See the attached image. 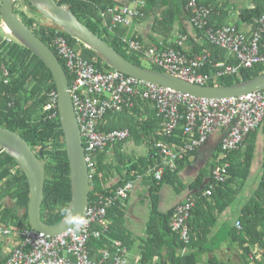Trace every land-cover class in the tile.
<instances>
[{
	"label": "trees",
	"instance_id": "16d2710c",
	"mask_svg": "<svg viewBox=\"0 0 264 264\" xmlns=\"http://www.w3.org/2000/svg\"><path fill=\"white\" fill-rule=\"evenodd\" d=\"M55 1L62 6L69 7L82 23L107 41L124 57L136 64L142 65L136 60L141 54L134 51H127L122 43V37L128 30H130L129 28L134 23L143 21L150 15H153L154 17V23L152 26L153 30L161 37V39L157 41L151 40L148 45H146L147 47L153 45L157 46L159 41H163L165 46L180 49L187 55L206 52L207 58L199 67V71L208 75H214L213 73L216 72L213 65L216 62L223 61L225 65L236 63V56L233 53L228 54L227 47L217 43H209L204 39L205 28L198 30L194 28L197 37H202V43H200V45L196 41L190 39L191 48L189 46V48L184 47L182 49L176 46L174 42H167L166 38L171 34L172 24L175 22L176 17L180 15L185 17L187 15L188 20L190 19V14L187 13L185 9L189 0ZM196 1L207 9V21L205 23L207 28L215 30L216 28H222L223 25L229 24L223 22V19L221 20L220 12L223 13L224 11L225 15H229L233 10L224 9H226V7L229 8L231 4L228 5L225 3L226 1L221 0ZM22 2L29 7V10L35 12L34 7H32L29 2L26 0H22ZM252 4V8L242 7L236 11L238 23L234 22L235 24L233 25L237 30H240L239 26L242 23H247L250 28L243 31V33H247L250 39H255L257 37V31L258 37L256 50L258 54L264 56V31L259 33L258 29V27L261 28L264 26V0H252ZM117 6L131 7L133 10H138V14L141 13V15L134 18L133 23L130 26H117L113 28L111 27L110 29V17L101 14L103 11L110 8L113 9ZM13 9L19 17H22L15 7H13ZM158 9H161L162 11L159 12L157 11ZM261 19H263V21ZM23 22L33 29L35 34L38 35L57 55V50L50 41L51 36L55 35V30L53 28L39 25L31 17L23 20ZM46 31L47 34L45 33ZM181 32L187 34V31L183 28L181 29ZM57 34L64 36L70 45L77 49L84 59L92 62L99 67V69H110L94 50L85 47L81 42L65 33L58 32ZM2 36L3 34L0 33V67H5L8 74L6 77H2L0 73V125L20 134L36 154H38L40 150L42 151L43 159L46 161V164L41 217L47 224L54 225L64 217L71 201L69 163L56 103L55 107L51 109L46 107L48 104H54L53 97L50 96V93L51 91H56L55 83L50 70L37 55L14 39L6 41ZM59 61L65 68L61 58H59ZM151 68L162 70L152 64ZM65 72L70 84L72 75L66 70V68ZM262 72H264V61L255 64L250 68H242L235 74L217 77L216 79H213V81H209L207 84L229 85L241 80L249 79ZM149 102L152 103L153 109L149 112L150 116H148V120L139 121L134 115V112H138L142 108L148 110L147 106ZM54 111L56 114L52 115ZM160 121L161 118L158 116L157 109L152 101L137 99L130 108H125L119 112H108L98 124L97 129L101 132H106L112 129L127 128L131 136H135L137 139L143 137L144 140H149L150 144L154 145V149L148 157L138 158L136 160H126V162L124 161L125 158L122 157L126 173L123 179L117 184L120 185L129 180L134 181V176L136 174L135 178H137L138 174L146 173V175L152 179L150 189L152 203L151 213L149 221L146 224V239L143 242L144 250L141 254L142 261L146 264H152L153 258L162 254L163 261L166 262V264H198L200 253L212 251L213 249L207 248L208 236L214 226L217 218L216 215H218L217 213H219L220 210H223L227 203V200L225 198L221 199L220 196L223 195L224 191L229 185H231V183H237L236 179L240 182V179L244 174L240 176V173H235V170L233 171V169H237L238 167H235L234 162L228 158L227 161L229 160L230 167L227 168L226 163L222 167L220 166L224 170L223 180L216 182L211 174L210 183L204 186L202 189L203 191L200 190L193 196H190L195 197V205L186 219L190 239L187 243L184 242L180 238V234L173 230L171 226L170 219L173 214V208L166 212H160L157 209L156 200L157 191L163 182H169L175 187L177 182L176 173L180 165H183L182 160L192 151H186L181 155L180 161L178 160V165L176 164L178 168L177 170L171 171L165 167L166 169H164L163 177L160 180L155 179L152 173H147L146 171L149 167H153L156 163L161 161V157L157 154L159 147L156 144L158 142L163 141L169 147L171 146L170 144H173L175 149H179L186 141V136L182 133V124L184 120H181L178 128H176L169 136L156 134L152 123L158 125L160 124ZM145 125H149V130H145ZM261 127L264 130V119ZM255 134L256 130L247 136V140L249 138L252 139ZM122 143H124V141H119L112 145H116L117 147ZM107 150L108 148L102 151H97V153L95 152L94 154L96 170L90 177L89 204H91L99 194L112 190L117 186L116 185L109 190L102 187L103 182H105V179L107 178V174L111 173L110 171L113 166H118L106 159ZM244 152L247 160H249L253 152V147L250 141H246ZM119 161L121 160L119 159ZM244 178L246 179V176ZM197 182H195V184L199 185V182L198 184ZM209 187H212L211 194L205 196L204 191ZM259 188L264 189V176ZM175 189L179 191L177 187H175ZM28 190V182L23 171L14 158L0 148V202L7 199L13 201L10 206L5 204L3 211L0 213V222L18 227L27 226V212L22 209H26L27 207ZM110 208L107 216L110 212ZM253 214L254 212H250V217H246L248 223L253 221ZM240 220V222H242V217H240ZM248 223H245V225L242 223L245 227H241L242 230H239V233L241 234H243L244 231L246 232L244 235L245 238L238 237V244L243 250L241 253V257L243 258L241 264H264V234H257L250 231L249 229L252 228L254 224L251 225ZM109 235L114 236L110 234V230ZM89 241L90 243L87 245V248L94 247L93 249L97 251L98 248L104 245L105 239L102 238L100 240L91 238ZM244 243L249 246L243 248ZM253 245H256V254H252L254 251ZM185 248H187L189 252L186 251V253H180V250L178 251V249L184 250ZM250 253L252 259H248ZM5 257L6 255H3V253L2 256L0 255V264H2ZM90 258L93 259L91 255ZM208 264L221 263L211 257L208 260Z\"/></svg>",
	"mask_w": 264,
	"mask_h": 264
},
{
	"label": "built area",
	"instance_id": "2783aa9c",
	"mask_svg": "<svg viewBox=\"0 0 264 264\" xmlns=\"http://www.w3.org/2000/svg\"><path fill=\"white\" fill-rule=\"evenodd\" d=\"M190 14L189 22L195 29H204L205 40L227 47L228 54L236 56V63L225 65L223 61L214 63V75L203 74L199 67L207 58L206 52L187 55L180 49L165 46L163 41L158 45L147 47L134 37H122V43L128 51H134L155 65L173 75L197 84H207L222 75L235 74L242 68H250L264 61V56L256 50L257 37L250 39L245 33L237 30L233 24L223 25L222 28H207V9L189 0L185 6ZM131 7L117 6L102 12L101 15L110 17V26H130L134 18L141 15ZM263 21V19H261ZM264 25V23H263ZM259 33L264 26L258 27ZM47 34V31L45 32ZM51 36V44L57 50L66 70L72 75L69 84L74 111L81 132L82 142L86 153L89 177L96 170L95 152L102 151L110 145L125 141L130 133L127 128L112 129L101 132L98 124L108 112H119L133 106L135 100L152 101L161 118L160 126L163 135L169 136L178 128L181 120L182 133L186 141L178 151H171L165 143L158 142L163 159L147 173H152L155 179H162L164 169H177L176 156L191 151L201 145L216 129L224 131L220 147L225 153L235 149L247 135L261 126L264 119V88L245 93L240 96L225 98H205L193 96L170 87L161 86L148 81L126 75L115 69H99L92 62L84 59L68 40L57 34ZM3 39L10 41L14 36L6 28L3 29ZM186 34H179L174 43L180 48L186 47ZM80 50V49H79ZM2 77L8 72L0 67ZM55 107L56 91H51ZM54 111L52 115H55ZM193 134L195 136H193ZM223 169L215 167L213 178L223 180ZM215 182V183H216ZM134 186V181H125L114 189L99 194L87 205L79 220L68 230L48 235L31 227L12 226L0 222V240L11 239L12 247L6 252L2 264H128L125 247L119 241H114L113 251L107 249L100 253L98 260L90 258L87 245L91 238H100L107 230V213L117 201L127 199ZM212 187L204 191L210 195ZM195 197H188L182 203L173 207L171 216L172 229L180 234L184 242L190 239L186 219L193 206ZM236 226L241 227L239 221Z\"/></svg>",
	"mask_w": 264,
	"mask_h": 264
},
{
	"label": "crops",
	"instance_id": "0c3cea01",
	"mask_svg": "<svg viewBox=\"0 0 264 264\" xmlns=\"http://www.w3.org/2000/svg\"><path fill=\"white\" fill-rule=\"evenodd\" d=\"M221 1H226L225 3L228 5L231 4L229 8L226 7V9H224L233 10L229 15H225L224 11L223 13L220 12L221 20L223 19V22L229 24H235L234 22H228V19H237V10L242 7L251 8L253 5L252 0ZM157 11L161 12L162 10L158 9ZM153 23L154 17L153 15H150L145 20L134 23L127 32L133 37L139 39L145 45H148L151 40L157 41L161 39V37L154 32L152 27ZM182 28L185 29L189 35L186 47L189 48L190 46L191 48L190 39L196 41L199 45L202 43V37H197L196 30L191 27L187 15L185 17L183 15L176 17L175 22L172 24L171 34L166 38L167 42L171 43V41H174ZM239 28L242 31H246V29H249L250 27L247 23H242ZM147 107L148 110L142 108L138 112H134V115L139 121L148 120V116H150L149 112L153 109L152 103L149 102ZM158 125L152 123L156 134H163L160 124ZM145 130H149V125H145ZM255 130L256 134L252 139L249 138L247 140V137H245L237 148L225 153L220 147V141L224 131L222 129H216L201 145L191 150L192 152L184 157L182 160V166L179 164L180 167L179 169L177 168V182L175 184V187H177L179 191H177L169 182H163L157 191V209L160 212H166L172 209L176 204L182 203L188 197L193 196L196 192L202 190L204 186L208 185L215 167H222L225 163L227 164V168L230 167V162L229 160L227 161L228 158L234 162L235 167H238L237 169H233V171L235 170V173H240V176L244 174L240 179V182L236 179L237 183H231V185H229L224 191L223 195L220 196L221 199L225 198L227 203L225 208L217 213L218 215H216L217 218L214 226L208 236L207 248L213 249L212 251L200 253L198 264H208V260L211 257L219 261L221 264H241L243 260L241 253L243 250L238 244V237L245 238L244 235L246 232L244 231L243 234H241L239 233V230H242V228L245 227V223H248L246 217H250V212H254L252 216L253 221L248 224H254V226L249 230L253 233L264 234V189L259 188L264 176V130L261 126ZM193 136L195 135L193 134ZM246 141H250L253 147V152L249 160H247L244 152ZM162 143L164 142L162 141ZM170 145L169 148L171 151L175 150L174 152H176L179 150L175 149L173 144ZM153 149L154 145L150 144L149 140H144L143 137L137 139L135 136L131 135L124 141V143L117 147L116 145L109 146L106 151V159L118 166H113L110 171L111 173L107 174V178L105 179V182H103L102 187L109 190L123 179L126 173V168L122 161V157L125 158V162L126 160H136L138 158L148 157ZM157 154L162 160L163 155L160 153L159 149ZM182 154L183 153L176 156L175 163L177 165ZM119 159L121 161H119ZM135 176L134 186L129 193L128 198L117 201V203L110 208V212L107 216L108 227L103 236L100 238H92L100 240L102 238L105 239L104 245L98 248L97 251L93 249L94 247L92 245L90 246L93 248L88 247V251L94 260L99 259L100 253L103 250L109 249L113 251L114 249L112 245L114 241H119L126 249L128 264H146L142 261L141 254L144 250L143 242L146 239V224L149 221L151 213L152 203L150 189L152 179L146 175V173L138 174L137 178H135ZM245 176L246 179L244 178ZM197 180L199 185L195 184ZM12 203L13 201L10 199L0 202V213L3 211L5 204L10 206ZM22 210L24 211V209ZM240 217H242V222H240ZM236 221L240 222L242 228L236 226ZM242 223H244V225ZM109 230L110 234L114 236L109 235ZM247 246L249 245L245 243L243 244V248ZM11 247V239L0 240V255L2 256V253L3 255H6L7 250ZM253 249L254 251H251L252 254H256V245H253ZM179 250L180 253H186V251L189 252L187 248L184 250L178 249V251ZM248 259H252L251 253L248 255ZM152 264H166V262L163 261V255L160 254L157 257H154Z\"/></svg>",
	"mask_w": 264,
	"mask_h": 264
},
{
	"label": "water",
	"instance_id": "95a60500",
	"mask_svg": "<svg viewBox=\"0 0 264 264\" xmlns=\"http://www.w3.org/2000/svg\"><path fill=\"white\" fill-rule=\"evenodd\" d=\"M15 1L0 0L2 24L22 45L44 62L56 87V107L64 134L71 184L70 204L57 224L49 225L41 217L46 164L42 151L36 154L20 134L1 125L0 148L14 158L26 176L29 188L28 203L24 209L27 212L26 225L54 235L76 224L87 207L90 191L89 169L65 69L50 47L15 13ZM26 1L49 22L51 28L79 40L84 46L94 50L110 68L126 75L205 98L240 96L264 88V72L229 85H211L193 83L167 71L136 64L82 23L69 7L62 6L55 0Z\"/></svg>",
	"mask_w": 264,
	"mask_h": 264
},
{
	"label": "rangeland",
	"instance_id": "374dc122",
	"mask_svg": "<svg viewBox=\"0 0 264 264\" xmlns=\"http://www.w3.org/2000/svg\"><path fill=\"white\" fill-rule=\"evenodd\" d=\"M14 7L16 9H18L17 11L20 12L19 14L22 16L21 18L23 20L27 19V18H33L36 22H41L42 24L47 25L48 22L45 19H42L40 16L36 15V12L26 9L25 5L23 4L22 0H16L14 3ZM230 10V9H229ZM19 16V15H18ZM228 22L233 23L236 22L238 23L236 18H230L228 19ZM2 22L0 19V33H3L2 30ZM137 61H139L143 66H147V67H151V64L149 63V61L145 60L143 57L139 56V58H136ZM11 203V202H10Z\"/></svg>",
	"mask_w": 264,
	"mask_h": 264
},
{
	"label": "clouds",
	"instance_id": "9594fccd",
	"mask_svg": "<svg viewBox=\"0 0 264 264\" xmlns=\"http://www.w3.org/2000/svg\"><path fill=\"white\" fill-rule=\"evenodd\" d=\"M27 6V5H26ZM28 8V7H27ZM252 8V7H251ZM35 12H36V10H35ZM188 13V12H187ZM36 15H38V16H40L42 19H44L40 14H38L37 12H36ZM46 20V19H45ZM189 21V20H188ZM2 22V21H1ZM48 22V21H47ZM37 24H39V25H45V24H42L41 22H36ZM190 23V22H189ZM191 25V24H190ZM45 26H47V27H49V28H51L50 26H49V22H48V24L47 25H45ZM192 27V26H191ZM2 28L4 29V28H6L3 24H2ZM2 29V30H3ZM7 29V28H6ZM54 29V28H53ZM33 30V29H32ZM55 31H57L56 29H54ZM241 32H243L242 30H240ZM130 36V37H133L132 35H130L128 32H126V34L124 35V36H128V35ZM179 34H184V33H182L181 31L177 34V36L179 35ZM247 36H248V34L247 33H245ZM187 35V40H186V42L188 41V39H189V35L188 34H186ZM123 36V37H124ZM176 36V37H177ZM135 38V37H134ZM137 39V38H136ZM176 39V38H175ZM14 40L15 41H17V42H19L15 37H14ZM77 40V39H76ZM137 40H139V39H137ZM77 41H79V40H77ZM140 41V40H139ZM205 41V40H204ZM80 42V41H79ZM171 42H174V41H171ZM20 43V42H19ZM83 44V43H82ZM144 44V43H143ZM86 47V46H85ZM88 48V47H87ZM128 51V50H127ZM129 52H132V51H129ZM57 57H58V55H56ZM142 57V56H141ZM58 59H59V57H58ZM63 66V65H62ZM64 68V67H63ZM65 69V68H64ZM110 69H112V68H110ZM63 211V210H62Z\"/></svg>",
	"mask_w": 264,
	"mask_h": 264
},
{
	"label": "flooded vegetation",
	"instance_id": "af4514ba",
	"mask_svg": "<svg viewBox=\"0 0 264 264\" xmlns=\"http://www.w3.org/2000/svg\"><path fill=\"white\" fill-rule=\"evenodd\" d=\"M25 7H26V9H29V7L27 8V6L25 5ZM20 19H22L21 17H20ZM59 32V31H58Z\"/></svg>",
	"mask_w": 264,
	"mask_h": 264
},
{
	"label": "bare ground",
	"instance_id": "6f19581e",
	"mask_svg": "<svg viewBox=\"0 0 264 264\" xmlns=\"http://www.w3.org/2000/svg\"><path fill=\"white\" fill-rule=\"evenodd\" d=\"M18 10V9H17Z\"/></svg>",
	"mask_w": 264,
	"mask_h": 264
}]
</instances>
